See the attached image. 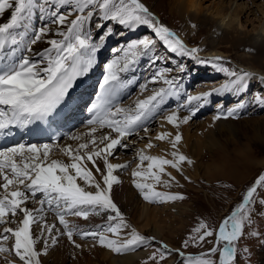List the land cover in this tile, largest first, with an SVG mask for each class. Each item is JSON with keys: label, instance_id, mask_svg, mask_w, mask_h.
<instances>
[{"label": "snow or ice", "instance_id": "snow-or-ice-1", "mask_svg": "<svg viewBox=\"0 0 264 264\" xmlns=\"http://www.w3.org/2000/svg\"><path fill=\"white\" fill-rule=\"evenodd\" d=\"M6 11L10 12V18L0 23V137L8 136L14 127L22 129L48 124L73 112L78 82L97 65L98 54L107 42L113 36L125 35L118 29L131 32L146 26L153 36L133 39L112 49L113 58L104 64L100 93L96 102L87 108L91 114L87 132L69 137L79 142L75 147L71 144L63 148L55 146L68 162L51 157L54 147L51 144L17 143L0 147V255L14 254L19 264H43L42 256L48 254L50 245L55 246L60 237L66 236L80 248L74 235L81 239L91 237L99 246L115 253L135 251L154 242L155 237L143 235L130 225L114 202L113 186L121 183L114 172L129 167V162L112 163L109 158L114 157L117 148H129L128 138L138 134V129L159 113L171 97L179 96L184 86L180 76H169L171 68H160L151 75L150 82H162L163 86L151 95L137 99L134 107H125L118 102L120 90L125 87L123 74L133 71L142 58L148 57L152 64L162 59L154 51L160 41L170 52L209 63L231 77L221 87L186 95L183 104L163 117L177 131L174 136L162 131L154 139L169 141L171 159L166 155L146 153V149L154 147L153 138L137 151L139 163L132 169L131 183L149 202L184 199L181 193L157 190L158 185L167 189L178 184L167 167L181 173L184 163L193 164V160L179 149L182 141L180 125L187 124L215 93L243 94L253 74L224 67L223 58L219 56L201 59L198 47H189L141 0H0V17ZM37 12L38 18L45 23L34 28L32 20ZM49 36L53 38L45 40ZM38 42H46L48 46L34 51ZM176 69L181 73L186 70L179 63ZM260 79L264 80V77ZM140 87L142 91L146 90L147 84ZM251 102L264 105V94H254ZM245 104V100L240 99L214 119L233 117L245 108ZM180 108L186 109L188 114L181 115ZM143 130L148 132L146 127ZM29 201L38 206L28 207ZM257 203L264 208V172L246 188L242 202L218 226L201 219L182 243L184 249L190 246L203 248L207 244L212 247L194 257L186 256L179 249H170L161 242L144 264L148 261L160 264L173 251L184 257L183 264H236L238 241L245 234L260 235L252 230V213ZM48 213L54 214L61 227L47 221ZM101 213L108 214L106 224L94 229H82L67 219L81 217L87 220L90 215ZM20 215L22 219L17 223L16 218ZM14 223L15 227L8 226ZM37 227L38 234L35 232ZM10 237L14 238V243L8 247L6 242ZM244 251L249 250L245 248ZM2 258L5 264H16L7 255Z\"/></svg>", "mask_w": 264, "mask_h": 264}, {"label": "rangeland", "instance_id": "rangeland-1", "mask_svg": "<svg viewBox=\"0 0 264 264\" xmlns=\"http://www.w3.org/2000/svg\"><path fill=\"white\" fill-rule=\"evenodd\" d=\"M167 1L169 0H141V2H143L151 12H153L156 16L159 15L160 20L165 22L169 27L171 26L172 28H170L173 31H175L177 34H179V32L183 33V30L186 29V26L188 25L185 26L182 23L181 17L177 13H175V11H170L168 9V5L166 4ZM244 1L246 2L247 0H243V2ZM253 17L259 18V15L255 14ZM95 19L97 20L98 18ZM254 21L259 22L260 20ZM93 23H95V20ZM39 27L40 26L36 25V28ZM207 29L208 28H205L204 26L202 27L203 31L197 34L198 42H201V40L203 39L202 37H204L205 33L207 32ZM149 30L151 29L147 28L146 26H141L140 34L136 37V39L146 35L151 36L149 34ZM118 31H124L125 35L123 37L119 35L113 36L108 41L110 46L109 49L120 47L127 41L131 40L132 36L125 39L128 33L127 30L121 28L118 29ZM189 36L192 35L189 34ZM123 42L124 44H122ZM195 42L197 43V41ZM158 48L161 49L160 52H156V49ZM154 51L162 58L155 64H152L156 67V69L164 67L171 68L172 72L169 73V76L171 77L176 72H178L176 69V64L179 63L181 65H184L186 69L185 74H182L180 72L181 74L179 76L182 77V80L184 76L186 77L188 68H191L192 66L188 67L190 63L185 62L186 59L184 60V56H179L175 53L170 52V50H168L167 47L160 41H157V45ZM182 61L184 62L182 63ZM145 62L146 65L150 64L148 57L147 61ZM152 65L150 66L151 69L153 68ZM211 66L212 65L208 63L205 69L209 70ZM211 69H214V67ZM202 74H204L202 73V69L197 70L194 69V67L191 68L189 76L187 75V78L192 79V84L187 89V91L196 93L197 91L201 92L206 90L207 87H210V89H212L216 86L215 81L218 78H207V76H204ZM157 86L158 83L151 84L146 87V90L143 91L139 87L141 91H136L134 95L137 96V93L140 92L139 94L144 97L149 94L148 92H153ZM252 88L253 87H251L250 89ZM145 91L147 92L145 93ZM252 91L264 94V87L260 88L258 86L256 90L252 89ZM187 94H189V92L185 94L184 98ZM135 96H133V98H137ZM253 96L254 95L251 93L247 94V97ZM133 98H130V100H132ZM235 98L237 99L238 97ZM245 98L242 99L245 100ZM236 99L225 100L218 97L211 98L209 103L210 105L203 108V110L200 109L201 111L198 112V114L188 122L187 128H190L189 130L191 131V133L193 131V134L198 133V135H201V141L205 140V138L203 137L205 134L212 132L216 135L214 137H218L220 139L221 144L215 146H207L206 144H203L201 153L202 155H200L201 163L203 164V170L201 169L198 175L194 176V174L189 171V168H187V166L185 167L186 169L182 167L183 171L181 173L176 172V174L174 175L176 177V180L178 181V184L174 183L171 188L167 189L160 188V190L162 191L181 193L184 196L183 200L166 201L174 205V209L171 210H174L178 213L176 219H173L172 214H169L168 211H166L165 214L159 216L161 207L165 202H148V209H153L155 207V212L157 213V216L155 217L157 223L156 226L161 232V237H157L156 235L151 233V225H149L150 228L146 226L142 230L139 229L142 224L141 218L139 217V213H141L142 211V208L140 207L144 203L140 202L139 209L137 210L135 216L131 221L129 219V224L134 226L141 234L156 238L154 242L143 246V248H145L147 251V257L140 264H144V261L147 260L148 256H150L156 248L160 247L161 242L167 244L170 249H179L181 251H184L186 256L188 254L199 255V252H203L207 248L212 247V244H207L203 248L190 246L189 248L184 249L182 247V243L187 238L193 227H195L201 219H203L210 225L218 226L225 217L230 215L234 207L242 202V195L244 194L246 188L251 185L254 179L257 178L261 172H264V105H246V107L249 108V111L255 109V107L257 108L255 112H253V110L251 113H249V115L239 114L233 117L221 118L219 120L214 119L216 115L226 111L228 108L235 106V104L238 102L237 101L236 103H234ZM131 104L129 106H132ZM164 116L162 115V117ZM209 117L211 118V120L207 121V118ZM160 119H157L154 124L150 125V127L148 126L149 128L147 133L142 131L138 134H135V136L129 137L127 141L130 145L129 148L116 149L114 157H110L112 163H117L120 160V157L122 159H128L126 161H129V167L123 169L122 171H118V173L120 172V174L122 175L130 173V165L133 164L135 157H137V151L139 149H143L145 147V144L148 143V135H157V127L159 125L158 123ZM223 119L232 120V123L235 125V127H233L231 124L230 128L229 124L231 122L221 121ZM221 123L224 124L221 126ZM225 126L227 127L225 128L227 130L226 133L221 136L217 135L219 131L223 130ZM191 139L194 140L193 137ZM69 140L70 139H65L63 142H66L68 144V142H70ZM156 150H158V146L154 144V147L152 149H146V153L148 155H153L154 151ZM117 155L119 157H117ZM119 164H121V162ZM145 164H147V162H145ZM183 166H185V163L183 164ZM185 176H187L188 179H184ZM130 186L131 190L134 192L133 197H139V191L134 187L133 184ZM131 201L132 199H128V206L131 204ZM124 202V198L119 197L117 204L121 205ZM125 211L126 210L124 209L123 212ZM261 213H264V208L260 207L257 203L254 206V211L252 213L254 219L252 230L258 231L260 235L251 236L245 234L244 237L238 241L236 264H260L262 260V250L264 247V215H262ZM20 216L16 219L20 218ZM90 216H93V214ZM49 217H53V222H56L57 225H59L58 220L56 219L54 214ZM50 219L47 218V221L49 222ZM81 220H83V218H81ZM10 226L15 227V224H11ZM245 231L247 233L248 230L246 229ZM73 238L77 243H79L78 241H81V238L77 235H74ZM91 239L92 238L89 237L83 239L82 241H89ZM13 243L14 240L11 237L9 241L6 242L8 247H11ZM220 246H222V244ZM49 248V254L42 256L43 264H50L52 262L50 253L54 249V247L50 246ZM245 248H247L249 251L245 252ZM139 250L141 249L137 248L134 252H138ZM2 255H7L9 258H15L14 254ZM179 257L181 256L173 251L172 254L168 256L164 261H161L160 264H165L167 260L169 261V259H172V261L174 262ZM183 260L184 257H182L176 264H183ZM66 264H72V261L69 260ZM148 264H153V262L148 261Z\"/></svg>", "mask_w": 264, "mask_h": 264}, {"label": "bare ground", "instance_id": "bare-ground-1", "mask_svg": "<svg viewBox=\"0 0 264 264\" xmlns=\"http://www.w3.org/2000/svg\"><path fill=\"white\" fill-rule=\"evenodd\" d=\"M166 4L168 5V9L170 11L172 10L175 11V13H177L181 17L182 23L185 26L188 25L186 26V29L183 30V33L179 32L178 35L184 40V42L189 47H198L200 49L198 55L201 59H209L211 57L219 56L223 58L222 64L224 67H227L230 70H243L253 74L249 78L248 87L243 94H237L235 92L215 93L209 98L208 102L201 108V110H203V108L205 107H208V105H210L209 103L211 98L214 97H218L225 100L236 99L235 97H238L234 103L239 101V99L246 97L245 108L241 109L237 115L239 114L249 115V113H251L253 110H254L253 112H255V110L257 109L256 107L255 109L249 111L248 110L249 108H247L246 105L257 106L258 104L251 102L252 97H247V94L251 93L254 95L256 92L255 91L253 92L252 89L256 90L258 86L260 88L264 87V80L260 79V77H264V0H247L246 2L245 1L243 2V0H217V1L169 0L167 1ZM255 14H258L259 18H254L253 16ZM39 15L40 14L37 12L35 15L36 17L35 16L33 17L32 23L35 22L37 26H42L45 23V21H41L38 18ZM157 16L159 18V15ZM9 18H10V12L6 11L4 16L0 17V23L6 22ZM254 20H260V21L255 22ZM160 21L164 23L166 26H168L162 20ZM193 25L195 26L197 25V27H193ZM204 26L205 28L206 27L208 28L207 32L205 33L204 37H202L203 39L201 40V42H198L197 34L203 31L202 27ZM138 31L136 30L131 32L128 31L129 34L127 33L125 39L135 35H136L135 37H137ZM188 33L191 34L192 36H189ZM50 38L53 37L52 36L46 37L45 40ZM133 38L131 40H133ZM195 41H197V43ZM47 46L48 45L46 44V42H38V44L34 46V51H40ZM185 57L187 58L186 62L189 61L190 67L192 66L194 68L197 67L199 69H202V73H204L203 75L207 76V78L214 77L219 79L215 81L216 86L214 88L221 87L231 79V77H229L226 73L219 72L215 68L214 69L209 68V70H206L205 68L207 67L208 63H200L196 59L187 56ZM151 65L152 64H149L148 66ZM97 76H100L99 72H97ZM123 76H128L130 80L135 79L134 75L131 76V73L123 74ZM186 77H184L183 78L184 80H182L183 86L187 85L190 81V79ZM91 78L94 79V76H92ZM143 84L151 85L156 83H151L150 78H148V80ZM162 86L163 84L162 82H160L158 83L156 89ZM251 87L253 88L250 89ZM209 90H211L210 87L209 88L207 87V89L204 91L201 92L197 91L196 93L189 92V94L196 95L203 92H207ZM139 93H137V96H135L137 98L132 97L133 98L132 100H129L127 103L125 102L121 106L126 107L132 103L131 105L134 107L135 101L137 99H142L152 94V92H148L149 94L143 97ZM182 96H183V90L179 96L173 98L175 100L180 99V105H181L184 103L185 100V98H183ZM179 106H176L172 110L177 109ZM201 110H199L198 112H200ZM198 112L196 113V115L198 114ZM225 112H227V110L224 111V113ZM180 114L187 115L188 111L186 109L180 108ZM160 118H158V120ZM209 118H207L208 119L207 121L211 120V118L210 119ZM221 121L231 122L229 124V127L231 128V124L233 127H235V125L232 123V120L223 119ZM158 124L159 125L157 127V134H159L162 131H167L172 133L173 136L175 135L177 129L174 128L172 125L168 124L163 117L160 119ZM187 124H181L178 129L182 133V141L179 145V149L183 154H185L186 156H188L193 160V164L189 165L185 163V166L182 165V167L185 168L187 166V168H189V171H191L194 174V176H196L198 175L201 169L203 170V164L201 163V156H200L202 155L201 153H202L203 144H206L207 146L209 145L215 146V145H220L221 142L218 137H214L216 135L213 134L212 132L205 134L203 136L205 140L201 141L200 139L201 135H198V133H195V131H194L195 134H193V131L191 133V131L189 130L190 128L189 127L187 128L188 126ZM223 124L224 123H221L220 125L222 126ZM225 128L227 127L225 126L223 130H220L219 133L217 132L218 133L217 135L221 136L224 133H226L227 130ZM84 132H87V126H82V128L75 131L74 134L84 133ZM99 134L101 133H98V135ZM154 137L155 136L148 135L147 138V139L153 138V144H156L158 146V150L154 151L153 155H166L167 158L171 159L172 158L170 155L171 145L169 141L166 140L157 141L154 139ZM192 137L194 138V140L191 139ZM69 141L70 142H68V144H71L73 147H75L77 143H79L78 141H73V140L72 141L69 140ZM68 144L66 142L59 141L57 144L53 145L54 147L51 157L53 159H62L65 160V162H68V158L63 154V152H61L59 148L55 147L56 145H59L60 148H63L65 145ZM117 157L119 156L117 155ZM109 160L110 162H112L111 158H109ZM126 160L128 159H122L120 157V160L117 163L121 162V164H123L125 162H129ZM138 163L139 160L137 159V157H135L133 164L130 165L131 171L129 174H126V172H125L126 175H122L120 174V172L118 173V171L120 170L122 171L123 169H118L116 170L117 172L116 171L114 172V174L117 175L121 183L113 186V192H112L113 199L114 202L117 203L119 197L124 198L125 202L121 205L119 204L117 205L121 209V212L126 217L127 221H129V219L130 221L133 219L137 210L139 209L140 202L144 203L140 207L142 208V211L141 213H139V217L141 218L142 224L139 229L142 230L146 226L150 228L149 225H151L150 228L151 233H153L157 237H161V232L159 228L156 226L157 223L155 217L157 216V213L155 212V207L153 209H148L149 201H146L142 197V195L135 198L133 197L134 192L131 190V186H130L132 185L131 172L132 169H134ZM89 167H91V164H89ZM167 171L171 172L173 176L177 172L175 169H172L171 167H167ZM97 178L99 179V177ZM163 178L167 179V176H164ZM160 188H164V187L158 185L157 190L162 191L160 190ZM128 199H132L131 204L129 206L127 205ZM27 206L31 208V207H36L38 205L34 204V202L32 201H29L27 203ZM173 207L174 205L172 203L169 202L163 203L159 216L165 214V212L168 211L169 214H172V218L176 219L178 213L174 210H171L174 209ZM123 208L126 210L125 212H123L124 210ZM52 215L53 214L48 213V215L46 216V219L52 218L50 219L51 221L49 220V223H53V217H49ZM107 215H108L107 213H101L98 216L93 214V216H90L87 220L85 219L81 220V217H67V219L77 224L82 229H94L97 225L103 226L106 224ZM19 219H22V216L16 219L17 223ZM57 226L61 227L60 225ZM38 231H39L38 227L35 228L36 234H38ZM82 240L83 239H81V241H78L79 242L78 244H80L81 247L76 248L71 242L68 241L66 236L60 237L59 242L55 246H53L54 249L50 253V258L52 259V262L50 264H66L67 261L69 260L72 261V264H140L147 257V251L145 248H143V246L138 247L141 249L138 252L131 251L125 253H115L105 247L99 246L96 243V241H94L93 239L89 241H82ZM262 256L263 257L260 264H264V247L262 250ZM8 259L15 261L16 264H19L17 257L15 258L8 257ZM172 262H173L172 259H169V261L167 260L165 264H172ZM0 264H5V260L2 258V255H0Z\"/></svg>", "mask_w": 264, "mask_h": 264}, {"label": "water", "instance_id": "water-1", "mask_svg": "<svg viewBox=\"0 0 264 264\" xmlns=\"http://www.w3.org/2000/svg\"><path fill=\"white\" fill-rule=\"evenodd\" d=\"M201 253H202V252H199L198 254H201ZM188 255L196 256L197 254H194V255H193V254H188Z\"/></svg>", "mask_w": 264, "mask_h": 264}]
</instances>
